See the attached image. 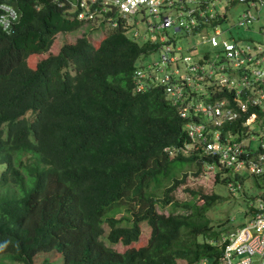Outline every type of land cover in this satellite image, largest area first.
Returning <instances> with one entry per match:
<instances>
[{
  "label": "trees",
  "instance_id": "obj_1",
  "mask_svg": "<svg viewBox=\"0 0 264 264\" xmlns=\"http://www.w3.org/2000/svg\"><path fill=\"white\" fill-rule=\"evenodd\" d=\"M1 3L18 16L9 31L0 26V256L32 264L39 251L53 249L57 264L218 263L227 233L207 211L220 195L188 187V199L173 197L184 181L176 175L181 165L199 170L209 157L178 146L187 141L184 120L160 84L134 90V69L159 42L137 41L117 17L97 43L82 34L31 64L58 32L87 21L53 0ZM229 126L235 129L218 127L222 136ZM174 146L170 155L165 147ZM228 179L214 173L216 182ZM131 202L144 207L106 215ZM167 204V214L157 212ZM142 221L150 236L135 247ZM118 242L126 248L112 246Z\"/></svg>",
  "mask_w": 264,
  "mask_h": 264
},
{
  "label": "built area",
  "instance_id": "obj_2",
  "mask_svg": "<svg viewBox=\"0 0 264 264\" xmlns=\"http://www.w3.org/2000/svg\"><path fill=\"white\" fill-rule=\"evenodd\" d=\"M53 1L65 13L77 11V17L85 19V23L98 19L107 27L117 25V17L129 25L125 17L134 13L153 17L147 19L149 36L143 39L159 42L160 59L134 69V90L158 84L163 87L166 98L184 120L187 141L178 146L184 152L190 151L189 145L196 147L193 150L202 148L210 160L202 163L207 170L219 171L229 178L227 186L232 194L240 187L245 173L262 182V192L255 196V203L249 204V220L222 235L218 261L264 264V44L240 42L242 34L238 31L235 37L223 38L221 27L228 20L222 6L244 3L235 26L249 27L259 20L264 0ZM0 9V25L9 31L18 13L7 3H1ZM168 28L176 34L198 36L200 41L219 49L213 57L206 51L196 58L195 46L183 49L175 37L166 33ZM138 33L135 30L132 36L137 38ZM223 123L232 124L235 129L229 126L222 136L218 127ZM178 146L165 149L173 154ZM205 260L201 258L196 263L205 264Z\"/></svg>",
  "mask_w": 264,
  "mask_h": 264
},
{
  "label": "rangeland",
  "instance_id": "obj_3",
  "mask_svg": "<svg viewBox=\"0 0 264 264\" xmlns=\"http://www.w3.org/2000/svg\"><path fill=\"white\" fill-rule=\"evenodd\" d=\"M224 3L225 0H222ZM221 8V6H220ZM227 12L228 20L227 23H223L221 25L223 29V38H230L231 36L236 35V31L239 34H242V38H240V42H259L264 44V31L262 30V26L264 25V7L259 10L260 18L256 22L249 27H236L235 22L236 18L239 15L240 11L245 8V4L242 2H237L235 5L226 4V6H222L221 9H225ZM222 11V10H220ZM255 12V10H253ZM129 26L126 30L127 35L132 36L135 30H138L137 41L142 42L144 37L149 36V30L147 27V19L151 20L153 17L150 14L146 13V17L140 13L130 14L125 17ZM97 25L95 29H91L92 26ZM107 25L100 24L98 19H95L92 22L85 23L78 27L77 29L70 32H58L55 36L54 42L49 49V51L44 53L33 54L30 57L31 64L34 63L35 59L39 57L45 56L48 52L55 53L59 46L63 42H72L78 36L82 34H86L89 39L97 43L99 39L105 34V30L107 29ZM170 32H172V28H168ZM221 38V37H219ZM177 44H180L183 49L190 48V46L194 45L197 51L196 58H201V56L209 51L210 55L213 57L215 55L216 50L219 49V46H211L208 42H202L198 39V36H189V35H178L175 37ZM160 59V49L153 51L150 54H146L141 56V65L144 64L146 66L152 60ZM156 72L158 74H162V70H158L156 68ZM166 97V93H165ZM257 141H254V145ZM166 148V147H165ZM196 148L195 146L191 147L187 146V149L193 150ZM169 152V151H168ZM170 154V153H169ZM172 155V154H170ZM202 165V164H201ZM185 174L184 181L177 187L174 191L173 197L178 201H182L183 199H188L190 196L189 188L197 189L202 188L204 192H216L220 195L219 199L209 208L207 211V216L210 217L212 222L216 225L215 227L218 230L223 231L225 233H229L231 231L236 230L243 223L247 222L250 218V213L248 212L249 204L252 202H256V195L262 192V182L259 180H255L252 176L245 173L240 181V187L235 189V193L232 194L227 184L223 182L214 181V172L207 170L206 165H202L199 170H197L196 164L181 165L180 170L176 172V175L180 178ZM233 176V175H232ZM234 177V176H233ZM163 180V184L168 186L170 185V180H167L165 177ZM238 183V181L236 182ZM164 187L157 189V195L163 196L162 191ZM134 202L125 203L118 207L112 208L106 215H119V214H127V206H132ZM133 211L138 210L141 211L144 206H132ZM170 205H156L157 212H164L163 214H167L170 210ZM219 224V227L217 226ZM141 233L139 235V239L136 244L133 246L137 247L140 245H144L148 242V238L150 236L151 227L147 222L142 221L140 223ZM104 229H108V225L104 223ZM112 246L117 250H123L126 248L120 242L113 243ZM61 260V258H60ZM59 260V254L56 252L53 253V249L39 251L33 257L32 264H57ZM0 262L3 264H24L21 261L12 260L8 253H4L0 256ZM1 264V263H0ZM176 264H190L184 259H179ZM192 264H197L192 263ZM205 264H212L210 260H205ZM214 264V263H213ZM216 264H222L220 262Z\"/></svg>",
  "mask_w": 264,
  "mask_h": 264
},
{
  "label": "clouds",
  "instance_id": "obj_4",
  "mask_svg": "<svg viewBox=\"0 0 264 264\" xmlns=\"http://www.w3.org/2000/svg\"><path fill=\"white\" fill-rule=\"evenodd\" d=\"M1 26V25H0ZM2 28V27H1ZM166 150V149H165ZM208 260V259H207Z\"/></svg>",
  "mask_w": 264,
  "mask_h": 264
}]
</instances>
